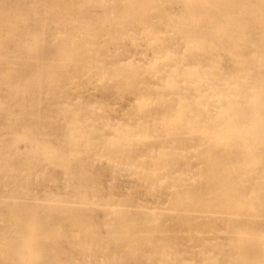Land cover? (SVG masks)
<instances>
[{"label": "rangeland", "instance_id": "374dc122", "mask_svg": "<svg viewBox=\"0 0 264 264\" xmlns=\"http://www.w3.org/2000/svg\"><path fill=\"white\" fill-rule=\"evenodd\" d=\"M263 36L264 0H0V264H238L227 217L247 216L177 195L244 165L209 117Z\"/></svg>", "mask_w": 264, "mask_h": 264}, {"label": "bare ground", "instance_id": "6f19581e", "mask_svg": "<svg viewBox=\"0 0 264 264\" xmlns=\"http://www.w3.org/2000/svg\"><path fill=\"white\" fill-rule=\"evenodd\" d=\"M234 19V15H231L228 20L231 22ZM236 39L241 44L244 41L240 33ZM258 61V64L253 66L244 65L243 71L227 77L229 88L235 90L234 97L225 99L217 113L209 117L213 127H220L213 140L219 142L227 154H234V159L244 165L242 167L227 165L224 168L214 164L207 166V177L212 182L203 196L196 197L187 189L177 195V200L183 204L196 200H200L208 207L231 204L235 212L247 216L245 219L227 217L230 224L228 237H232L228 247L237 255L238 264H264V221L254 218L264 212V184L257 181L245 183L238 175L239 169L242 171L248 165L257 162L260 158L257 154V144H264V56ZM187 72L195 74L194 83L201 77L197 70L189 69ZM209 85L215 93L224 94L218 86L219 79H210ZM197 98L194 103L199 106ZM219 191L221 196L218 194ZM24 223L29 228V238L19 243L15 241L13 244L19 245L24 251L34 250L35 237L38 236L34 229L36 222L29 216ZM120 225L121 222L116 223L115 233L117 230L119 232ZM250 244L254 246L252 250L248 249Z\"/></svg>", "mask_w": 264, "mask_h": 264}]
</instances>
